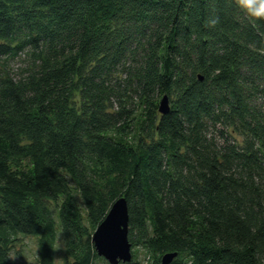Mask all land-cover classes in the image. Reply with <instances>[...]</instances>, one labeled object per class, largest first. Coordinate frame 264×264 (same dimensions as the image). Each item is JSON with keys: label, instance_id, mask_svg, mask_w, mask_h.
<instances>
[{"label": "trees", "instance_id": "16d2710c", "mask_svg": "<svg viewBox=\"0 0 264 264\" xmlns=\"http://www.w3.org/2000/svg\"><path fill=\"white\" fill-rule=\"evenodd\" d=\"M121 197V264H264V21L238 0H0V264L20 237L37 264L59 240L64 264H109L92 237Z\"/></svg>", "mask_w": 264, "mask_h": 264}, {"label": "water", "instance_id": "95a60500", "mask_svg": "<svg viewBox=\"0 0 264 264\" xmlns=\"http://www.w3.org/2000/svg\"><path fill=\"white\" fill-rule=\"evenodd\" d=\"M159 112L162 115L170 112V103L167 96L161 99ZM92 242L98 255L103 257L109 264L132 261V244L129 241V210L124 197L119 198L112 205L107 217L94 232ZM176 256V253L166 254L161 262L162 264H171Z\"/></svg>", "mask_w": 264, "mask_h": 264}, {"label": "rangeland", "instance_id": "374dc122", "mask_svg": "<svg viewBox=\"0 0 264 264\" xmlns=\"http://www.w3.org/2000/svg\"><path fill=\"white\" fill-rule=\"evenodd\" d=\"M61 232V231H60ZM60 232H58L60 234ZM20 241L16 244L14 251L11 254L13 264H37V241L32 237H20ZM136 251V249H133ZM142 251L137 255L138 260H141ZM55 264H64V245L61 240L57 243V252Z\"/></svg>", "mask_w": 264, "mask_h": 264}, {"label": "clouds", "instance_id": "9594fccd", "mask_svg": "<svg viewBox=\"0 0 264 264\" xmlns=\"http://www.w3.org/2000/svg\"><path fill=\"white\" fill-rule=\"evenodd\" d=\"M238 4L246 15L264 21V0H238Z\"/></svg>", "mask_w": 264, "mask_h": 264}]
</instances>
